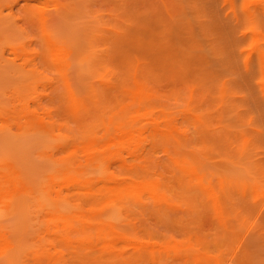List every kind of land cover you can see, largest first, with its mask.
Segmentation results:
<instances>
[{"label": "rangeland", "instance_id": "374dc122", "mask_svg": "<svg viewBox=\"0 0 264 264\" xmlns=\"http://www.w3.org/2000/svg\"><path fill=\"white\" fill-rule=\"evenodd\" d=\"M17 2L26 5L28 1L0 0L5 11ZM228 2L30 0L33 17L16 12L18 24L10 20L12 26L5 23L6 20L0 23V55L15 59L18 64L16 67L5 65L0 56V173L7 177V168L11 172L14 170L9 172L12 175L16 170V174L19 172V176L24 177L23 181H27V185L18 186L19 191L12 184L13 176L8 175L13 180L4 177L5 181L12 182V192L8 190L10 183L7 182L8 186L5 184L6 190H3L4 183L0 184V242L4 238L8 244L0 243L3 245L0 247L1 264H37L36 258L39 259L38 264L42 259L46 264L45 255L47 261H51L47 264H264V185L258 183L260 151L264 149V137L259 131L264 128V100L255 86L257 80H252V74L247 75L238 69L239 61L236 65L237 62L232 61L233 54L228 52L235 49L231 46L232 36L235 38L233 26L236 24L232 19L235 12L243 21H240L242 28L239 25L238 28L243 32L246 30L248 36L243 44L245 50L254 52L255 45L263 41L264 0H234L229 2L233 7ZM229 13L232 15L228 18ZM255 17L262 19V23L259 19L257 21L260 27L255 24ZM181 26L187 33L180 32ZM206 28L210 37H207ZM261 32L263 35L259 34ZM181 36L187 40L185 48L188 49L189 61L187 59L186 62L198 59L195 58L198 49L194 48L206 47L204 52L201 51L209 55L207 69L219 70L215 75L220 77L221 73L225 82L229 80V86L220 87L224 81L220 82L221 77L217 76L219 86L211 79V86L206 84L202 88L203 85L198 84L202 86L198 88L196 70L193 77L192 67L190 69L192 64L182 65ZM197 39H201L203 44ZM60 47H67V55H59L57 49ZM202 52L197 54L202 56ZM206 57H202L203 62ZM21 63L32 78L23 80L27 74L21 71L22 75L17 70ZM80 100L84 106L87 101L89 104V107L85 106L86 111V108L81 111L82 114L79 113ZM27 111H32L30 116L33 119L29 121L31 117ZM126 121L134 122L135 128L140 126L132 128L138 136L135 143H138L117 144L113 141L115 144H110L109 141L107 144L111 135L120 134L117 126L114 128L115 123L118 122L119 129L122 124L127 128L130 123L126 124ZM113 129L116 130L114 133ZM96 140L100 143H95ZM101 143L104 144L99 145ZM127 146H137V149L129 150ZM64 161L66 165L74 162L71 165L77 171L84 168L85 171L79 173L86 174L87 178L97 175L95 184L102 193H93L95 186L92 191L91 188H88L89 192L86 189V194L92 192L95 196L92 193L84 195L82 191L77 193L76 189L70 192L65 184L67 172L63 179L60 172ZM86 162H89V167ZM189 165H194L197 175L207 183L198 182L196 173L192 175L198 180L194 178L193 181L188 171L194 169H187ZM132 166L139 169L136 170L138 174L132 175L135 171ZM108 169L111 170L108 172ZM130 169L134 170L133 173ZM145 171L149 176L144 174ZM139 174H144L142 178H153L156 185L163 177V184L160 183L163 188L159 185L158 189L166 190L169 198L162 194L165 198L160 196L158 199L161 192L157 188L154 189L156 198L152 197L154 192L150 194V191L142 190L139 192L144 198L137 192L138 197L134 193L133 197L123 195L124 201L120 199L121 195L113 199L114 195L110 197L109 192L100 190L102 182L110 176L118 180L141 179V176L137 177ZM48 185L54 188L50 189ZM259 185H263V189ZM14 190L23 192V196ZM220 190L226 195L223 192L219 197ZM62 192L64 197H61L66 201L60 197ZM146 192L151 197L148 195L145 199ZM11 194L16 196L12 198ZM20 195L22 200L18 198ZM223 196L227 198L224 206L221 203L226 201ZM89 197L97 201L93 204ZM130 197L134 198L133 201ZM139 197H142L140 201H134ZM57 200L59 204L53 203ZM75 200L80 201L84 209H90V213L101 217L93 219L83 208L80 210ZM16 201L19 204L23 202L19 205L15 204ZM142 201L143 204L148 202L147 205H141ZM60 204L62 206H58ZM68 206L71 209L67 210ZM222 206L227 209V214ZM87 215L92 219H87L90 218ZM80 221H83V226L85 222V226L94 224L95 229L99 227L101 230L98 228L93 236L91 231L94 228L89 227V234L88 229L82 227L83 235ZM105 225L107 228L103 231ZM66 227L72 237L70 233L67 237ZM114 233H119V237L114 239ZM128 240L136 242L135 246L142 240L143 243L151 240L146 246L149 250L146 252L143 245L135 249ZM90 242L91 247L88 246ZM151 243L155 245L151 246ZM138 249H145L146 253Z\"/></svg>", "mask_w": 264, "mask_h": 264}, {"label": "bare ground", "instance_id": "6f19581e", "mask_svg": "<svg viewBox=\"0 0 264 264\" xmlns=\"http://www.w3.org/2000/svg\"><path fill=\"white\" fill-rule=\"evenodd\" d=\"M27 1L29 2L30 0H27ZM226 1H227V0H226ZM232 1L234 2V0H229V2H232ZM28 2H27L26 5H20V3H18V2H17L16 4L13 3L14 5H13V4H11V5H9V4H5V5H9V7L6 6V7H8L7 9L9 10V11L6 10L7 12H6L5 10H3L4 8H3L2 4H0V20H1L0 23H1L3 20H6L5 23H6V22L10 23V22L8 21V20H10V21L13 22V24L16 23V22H17V24H18L20 21L17 20L16 17H18V13H19V12L22 13L23 15H24V14H26L27 16H28V15H31V17H33V15H32V14H33V8H32L33 6H32V7L29 6V3H28ZM229 2H228V3H229ZM229 4H230V3H229ZM229 4H228V5H229ZM230 5H231V7H233V3L230 4ZM2 8H3V9H2ZM233 11H234V10H233ZM233 11L231 10V12H233ZM5 12H6V13H5ZM16 12H18V13H16ZM231 12H230V13H231ZM234 12H235V11H234ZM230 13H229V16H227L228 18L231 17V15H232V14L230 15ZM16 14H17V16H16ZM22 14H21V15H22ZM19 15H20V14H19ZM23 15H22V16H23ZM22 16H21V17H22ZM41 16L43 17L42 13H41ZM21 17H20V18H21ZM23 17H24V16H23ZM23 17H22V18H23ZM240 17H241V16H239V14H238V13L236 14V12H235V13H234V17L232 18L233 21L235 22V23L233 22L234 25H235V24H236V25L233 26V27H234L233 30H234V37H235V38H233V36H232V40H231V43H232V44H231V43H230V44H231V46L234 47L235 49L233 50V48H231V49L229 48L232 52H231V51H228V52H229V55L233 54V55H231V56L234 57V58L232 57V58H233L232 61H234V62L236 61V62H237V63L235 62L236 65L238 64V61H239V64H241V66H240L239 64H238L239 66L237 65V67H239L238 69H240V70H241V69L244 70L243 72L246 73V74L248 73L247 75H249V74L251 75V74H252L251 77L253 76V77H252L253 79H252V78H251V79H252V80H257V81L254 82V83H256L255 86H256V88L259 90V92H260V94H261V97H262V99L264 100V38H263L264 35H263V33H262L263 31H262L261 33H259V34H262V35H263V36L261 35L262 38H263V41H260V42H259V40H258L259 43H258L257 45H255V47H256V48H254L255 50L250 49V50H252V51H254V52H251V51L248 52L247 50H245V48H244V46H243L244 41H246V39H247L246 37H248V36H247V34L245 33L246 30H245V32H243L242 29H241V28H242V25H243V24H242L243 21H241V18H240ZM20 18H19V19H20ZM255 18H257V17H255ZM225 19H226V18H225ZM230 19H231V18H230ZM232 19H231V21H232ZM258 19L260 20V18H257L255 24L257 23ZM263 19H264V18H263ZM18 21H19V22H18ZM236 21H237V22H236ZM240 21H241L242 23H241ZM261 21H262V19L260 20V22H261ZM2 23H3V22H2ZM8 23H7V24H8ZM233 23H232V24H233ZM261 23H262V22H261ZM263 23H264V21H263ZM263 23L261 24L262 26H264ZM240 24H242V25H240ZM259 24H260V23L258 22L257 25L259 26ZM10 25H11V23H10ZM204 25L206 26V24L203 23V26H204ZM238 25H239L241 28H240V27L238 28ZM0 26H1V24H0ZM2 26H4V25H2ZM8 26H9V25H8ZM11 26H12V25H11ZM13 26H14V25H13ZM15 26H16V25H15ZM236 26H237V29H235ZM5 27H6V26H5ZM259 27H260V26H259ZM7 28L9 29V27H7ZM7 28H6V29H7ZM261 28H263V27H261ZM0 29H1V28H0ZM181 29H182V30H181ZM183 29L185 30L184 26H183V27L181 26V28H180V32H181V33H184V32L187 33V32L184 31ZM206 29H207V28H206ZM206 29H204V30H206ZM4 30H5V29H4ZM207 30H208V29H207ZM236 30H237V31H236ZM263 30H264V29H263ZM1 31H2V30H1ZM1 31H0V32H1ZM5 31H6V30H5ZM235 32H236V33H235ZM205 33H206V32H205ZM206 34H207V37H210V36H209V35H210L209 30L207 31ZM235 34H237V35H235ZM196 36H197V35H196ZM197 38H198V37H197ZM245 38H246V39H245ZM193 39H194V38H193ZM201 39H202V38H201ZM201 39H199L200 41H199L198 39H197V40H198L200 43H202V42H201V41H202ZM208 39H209V38H208ZM234 39H235V40H234ZM179 40H180V42H179V47H180V50H181V61H182V65L185 67V63H187L186 61H187V59H188V58H187L188 55H186L187 52H188V49L185 48V42L187 43V40L184 41L185 39L183 38V36H181ZM233 40H234V41H233ZM261 40H262V39H261ZM195 41H196V38H195ZM208 41H209V40H208ZM200 43H199V45H200ZM233 43H234L235 46L233 45ZM202 44H203V43H202ZM202 44H201V47L203 46ZM204 44H205V43H204ZM64 45H65V44H64ZM193 45H194V44H193ZM58 46H60V45H58ZM62 46H63V45H62ZM231 46H229V47H231ZM54 47H55L54 49L57 48L56 46H54ZM194 47H195V45H194ZM194 47H193V48H194ZM203 48L205 49L206 47H203ZM203 48H200V50H199V46H198V48H194V49H196V50L198 49V50H197V53H199V51H200V53H201V52L203 51ZM66 49H67V47H65L64 49H63V47H60L59 49H57V51H59V55L63 56V54L66 52ZM201 49H202V51H201ZM64 50H65V51H64ZM60 51H61L62 53H61ZM203 52H204V51H203ZM203 52H202V53H203ZM233 52H234V53H233ZM60 53H61V54H60ZM197 53H196V54H197ZM200 53H199V54H200ZM56 54H57V52H56ZM196 54H195V58H198V59H193V62H188L187 65H188L189 63L192 64V66H190V69H191V67H192V70H193V71H191V72H192V74H193V77H195V76H194V73H195L194 70H196V75H197V76H196V79H197V82H198L197 85H198V84L203 85V87H202V86H201V87L204 88V86L206 87V84H209V85H210V84H211V81L213 80V82H214V83H217V85L219 86L218 81H217V80H218V79H217V76H218V75H215V71H216V70L212 71V69H211L212 67H208V69H210V71H211V73H210V71L207 69V66H208L207 63H209V61H210L209 58H208L209 55L207 56L208 53H203V54H201L202 56H199L198 54H197V55H196ZM226 54H227V53H226ZM65 55H67V54L65 53ZM185 55H186V57H185ZM205 55H206L207 57H206ZM229 55H227V56H228V59L230 58V62H232V61H231V57H230ZM0 56H1V55H0ZM5 56H6V55H5ZM5 56H4V54H2V56H1V60L4 61L3 63H4L5 65L10 64V65H13V66H15V67L18 65V64H17V61H15V59H11V58L8 59V58H6ZM57 56H58V55H57ZM196 56H198V57H196ZM199 57L201 58V60H199ZM202 57H206L205 59L203 58V59L206 61V63H205V61L203 62ZM194 60H195V61H194ZM208 60H209V61H208ZM188 61H189V59H188ZM207 61H208V62H207ZM241 61H243V62H241ZM195 62H196V63H195ZM240 62H241V63H240ZM23 63H25V62H23ZM203 63H205L204 66H203ZM199 64H200V65H199ZM10 65H9V66H10ZM19 65H20V63H19ZM187 65H186V67H187ZM194 65L196 66V68H195ZM205 65H206V66H205ZM21 66H22L23 68H22ZM21 66H18V67H19L20 69L22 68V70H20V69H17V70H19L20 73H22V72L24 73V72H25V74H27V75H25V79H23V80H26V79H30V78H32V76H31L29 73L26 72V69L24 68V67H25L24 64L21 63ZM188 66H189V65H188ZM197 66H198V68H197ZM15 67H12V68H15ZM193 67H194V69H193ZM240 67H242V68H240ZM23 69H25V71H23ZM184 69H185V68H184ZM14 70H15V69H14ZM188 70H189V67H188ZM242 70H241V71H242ZM15 71H16V70H15ZM21 71H22V72H21ZM27 71H28V70H27ZM189 71H190V70H189ZM193 72H194V73H193ZM218 72H219V70L216 71V74H218ZM16 73H17V71H16ZM23 73H22V75H24ZM213 73H214V74H213ZM17 74H19V72H18ZM211 74H213L214 76H213V75L211 76ZM19 75H20V74H19ZM219 75H220L221 78H223V77L221 76V73H219ZM17 77H18V76H17ZM17 77H16V78H17ZM20 77H22V76H20ZM218 77H219V76H218ZM220 77H219V78H220ZM22 78H24V77H22ZM221 78H220V82H221V81H224V82H223V83H220V84H222V86H220V87H222V88L225 87V88H226L227 85L229 84V83H228L229 80H228L227 82H225V78H223V80H222ZM208 79H209L210 81H209ZM211 79H212V80H211ZM193 80H195V79L193 78ZM21 81H22V80H21ZM204 81H205V82H204ZM206 81H207V82H206ZM24 82H25V81H24ZM213 82H212V83H213ZM230 82H231V80H230ZM214 83H213V84H214ZM200 85H198V88H201ZM209 85H208V86H209ZM210 86H211V85H210ZM210 86H209V87H210ZM228 86H229V85H228ZM216 87H217V86H216ZM82 99H84V98H81V100H82ZM81 100H80L79 102H81ZM86 101H87V100H86ZM82 104H83V105H82ZM81 106H82V108H81ZM85 106L89 107L88 101L86 102V105H85ZM85 106H84V103L81 102L80 109H79V110H80V112H79L80 114H82L81 111L84 110V108H86ZM86 110H87V108L85 109V111H86ZM27 112H29V114L27 113V115H28L29 117H31V118L28 119V118H29L28 116H25V117H27V119H28V121H29V120L33 119L32 116H30V115H32V111H31V113H30V111H27ZM82 112H83V111H82ZM128 122H129V121H126V124H128ZM129 123L132 124V123H134V122L131 123V121H130ZM154 123L156 124V122H154ZM130 124H128V126L131 127V129H127L128 126H127V128H125V125H124V124H122V126L119 125L121 128L123 127V129H121V128L119 129V127H118V122H116L115 125H114V128L117 126V129L119 130L120 134L117 133V135L115 134V136H112V135H111L112 137H115V138H112L111 136L109 137V135H110V133H109L107 136H108L110 139L107 138V137L105 138V139H109V140L107 141V144L109 143V141H110V144H111L113 141H115L117 144H119V143H120V144H125V143H129V141H132V142H134V144H137L138 142L135 143L136 140H134L135 137H136V133H135V130L132 129V128H135L134 126H136V125L134 124V126H133V124H132V125H130ZM153 126H154V124H153ZM137 127H138V126H137ZM137 127H136V128H137ZM139 127H140V126H139ZM139 127H138V128H139ZM136 128H135V129H136ZM115 129H116V128H115ZM263 129H264V128H263ZM263 129H260V130H259L260 133L262 132V135H261L262 137H264V136H263V134H264ZM120 130H121V131H120ZM115 131H116V130H115ZM115 131H114V129H113V133H114ZM109 132H110V131H109ZM139 132H141V130H140ZM111 133H112V131H111ZM137 135H139V134L137 133ZM136 138H138V136H137ZM111 139H112V140H111ZM116 140H117V141H116ZM137 140H138V139H137ZM105 141H106V140H105ZM96 142L100 143L98 140H96L95 143H96ZM115 142L112 143V144H115ZM93 143H94V142H93ZM103 144H104V143H103ZM103 144L101 143V144H99V145H103ZM110 144H109V145H110ZM262 144H263V143H262ZM95 145H96V144H95ZM97 145H98V144H97ZM105 145H106V144H105ZM115 146H117V145H115ZM115 146H114V147H115ZM119 146H120V145H119ZM100 147H101V146H100ZM103 147H104V146H103ZM108 147H109V146H108ZM112 147H113V145H112ZM117 147H118V146H117ZM136 147H137V146H136ZM136 147H135V148H136ZM139 147H140V146H139ZM261 147H262V145H261ZM93 148H94V147H93ZM96 148H97V147H96ZM115 148H116V147H115ZM121 148H122V147H121ZM121 148H120V149H121ZM127 148L130 150V148H133V147H130V148H129V146H127ZM127 148H126V150H127ZM135 148H133V149H135ZM263 148H264V147H263ZM136 149H137V148H136ZM139 149H141V147H140ZM139 149H138V150H139ZM261 149H262V148H261ZM263 150H264V149H263ZM263 150L260 151V154H261V155H260V159H259V163H258V164H259V165H258V167H259V168H258V173H259V174H258V177H259V178H258V181H259L258 183H259V184L261 183V184L264 185V154H262V153H264ZM121 151H122V149L120 150V152H121ZM131 151H132V153H136L135 150H131ZM131 151H130V152H131ZM133 151H134V152H133ZM98 152H99V151H98ZM116 152H117V151H116ZM118 152H119V151H118ZM126 152H127V151H126ZM130 152H129V153H130ZM137 152H138V151H137ZM109 153H111V151H110ZM123 153H124V152H123ZM98 154H99V153H98ZM98 154H97V155H98ZM115 154H116V153H115ZM85 155H86V154H85ZM107 155H108V154H107ZM126 155H127V154H126ZM74 156H75V155H74ZM74 156H73V157H74ZM81 156H83V155H81ZM102 156H104V155H102ZM105 156H106V154H105ZM133 156H134V155H133ZM135 156H137V154H136ZM141 156H142V155H141ZM261 156H262V157H261ZM71 157H72V156H71ZM89 157H90V156H89ZM100 157H101V156H99V158H100ZM114 157H115V156H114ZM126 157H127V156H126ZM137 157H138V156H137ZM83 158H84V157H83ZM92 158H93V155H92ZM92 158H91V159H92ZM97 158H98V157H97ZM120 158H121V157H120ZM130 158H131V157H130ZM88 159H89V158H88ZM113 159H114V158H113ZM131 159H132L133 161L136 160V158H135V159L131 158ZM67 160H68V159H66V162H68ZM72 160H73V159H72ZM95 160H96V159H95ZM101 160H102V159H101ZM101 160H99V161H101ZM108 160H110V159H108ZM73 161H74V160H73ZM91 161H93V160H91ZM102 161L104 162V159H103ZM105 161H106V160H105ZM118 161H119V160H118ZM121 161H123V160H121ZM128 161H129V160H128ZM138 161H139V160H138ZM66 162L64 161V163H63V167H64V168H63V167H60V168H63L62 171H60V172L62 173V174H61L62 179L64 178V173L67 172V174L65 175V178H66V183H65V184L67 185V187H68L67 189H68L69 191L72 189L73 192H74V191H75L74 189H76V190L78 191L77 193H81V192H79V191H82L83 194H84V195H87V196H90L92 192H93V193H96V194H97L98 192H99V194L102 193L101 191H99L98 185L96 186V184H95V183H96V182H95V181H96L95 179L98 178L97 175H96V177H94L95 175L93 174V175H91V176H93V177H91V178H87L88 176L86 177V176H85L86 174H85V175H82V174L79 173V172H83V171H85L84 168L82 169L83 171H80V170L77 171V170H75L76 168H73V166L71 165V164H73L74 162H73V163L70 162L71 164L67 163V165L69 164V165L71 166V169H72V170H70V167H69V165H68V166L66 165ZM83 162H84V161H83ZM106 162H107V161H106ZM124 162H125V161H124ZM124 162H121V165L124 166ZM139 162H140V161H139ZM88 163H89V162H88ZM88 163L86 162V164H88ZM99 163H100V162H99ZM112 163H113V162H112ZM130 163H131V161H130ZM136 163H137V162H136ZM136 163H135V164H136ZM61 164H62V163H61ZM86 164L83 163V166H85V168H88V167L90 166V164H88V167H87ZM105 164H106V163H105ZM108 164H109V162H108ZM115 164H116V163H115ZM132 164H133V163H132ZM132 164H131V165H132ZM9 165H10V164H9ZM65 165H66L67 167H65ZM101 165H103V164L101 163ZM7 166H8V165H6V167H7ZM60 166H62V165H60ZM83 166L81 165L80 167H83ZM93 166H94V165H93ZM95 166H96V165H95ZM123 166H122V167H123ZM125 166H126V164H125ZM189 166H190L191 168H190V167H187V169H189V170H190V169H191V170L194 169V170H192L193 172H192V171H191V172L188 171V174L191 173L190 177H191V176L193 177V178H191V179H193V181H194V178H195V177L192 175V173H194V175H195V173H196V176H197L198 179H199V180H198L197 178H195L196 181L198 180V182L203 183V184H204V183H207V182H203L204 179L201 177V175H199V174L197 175L198 172H197V169H196V167H195L194 165H193V167H192V165H189ZM8 167H9V166H8ZM11 167H12V166H11ZM98 167H99V166H98ZM119 167H121V166H119ZM137 167H138V163H137V166L135 165V168H137ZM140 167H141V164H140ZM65 168H66V169H65ZM104 168L106 169V167H104ZM127 168H128V167H127ZM132 168L135 170L134 166H132ZM7 169H8V170H7L8 172H7V171H5V172H7V174L9 175V174H10L9 172H11V170L9 171V168H7ZM12 169H15V168H12ZM73 169H74V170H73ZM105 169H104V170H105ZM133 169H130V171H132ZM140 169H142V167H141ZM195 169H196V170H195ZM17 170H18V169H17ZM56 170H57V169H56ZM60 170H61V169H60ZM86 170H87V169H86ZM88 170H90V169H88ZM99 170H100L99 172H101V170H103L101 166H100ZM109 170H111V169H108L107 171L109 172ZM134 170H133V171H134ZM136 170H137V169H136ZM136 170L134 171L135 174H134L133 171H132V173H133L132 175H136V173L138 174V172H136ZM138 170H139V169H138ZM138 170H137V171H138ZM13 171H14V170H12V172H13ZM58 171H59V168H58ZM58 171H57V172H58ZM63 171H64V172H63ZM75 171H76V172H75ZM107 171H106V172H107ZM143 171H144V170H143ZM143 171H142V172H143ZM146 171H148V170H146ZM146 171L144 172V174L146 173ZM186 171H187V170H186ZM12 172H11V173H12ZM60 172H59V173H60ZM68 172H69V173H68ZM70 172H71V173H70ZM73 172H74V173H73ZM77 172H78V173H77ZM99 172H98V175H99ZM103 172H104L103 174H105V171H103ZM139 172H140V171H139ZM142 172H141V173H142ZM148 172H149V171H148ZM148 172H147L145 175H147ZM1 173H2V172H1ZM1 173H0V174H1ZM17 173H18V174H16V170H15V174H13V175L10 174L11 176H13V177L15 178L14 180L11 178V176L9 177V176L7 175V177H6L5 174H4L5 176H3V175H2L3 173L1 174L0 179L3 178L2 180H4L5 178H11V179L13 180V183H12V182H11V183L14 184L13 186L17 187L18 190H19V187H18V186L22 187V185H23V186L27 185V184H26L27 181L24 180V181H25V184H24V181H23V178H24V177H23V176H19V175H20L19 172H17ZM54 173H56V171H55ZM84 173H85V172H84ZM115 173H117V172H115ZM56 174H57V173H56ZM117 174H118V173H117ZM121 174H122V172H121ZM128 174H129V173H128ZM128 174H127V175H128ZM144 174H143V176H144ZM149 174H151V173L149 172ZM149 174H148V176H149ZM14 175H15V176H14ZM21 175H22V174H21ZM53 175H54V174H53ZM87 175H88V173H87ZM89 175H90V174H89ZM100 175H102V174L100 173ZM152 175H153V174H152ZM56 176H57V175H56ZM103 176H104V175H103ZM118 176H119V175H118ZM128 176H130V175H128ZM139 176H141V175H140V174L137 175V177H139ZM143 176H141V179H140V177L137 178V179H135V178L133 177V179L130 178L129 180H128V179L125 180V179H126L125 177H124L125 179L123 178L124 180H121V178H119L120 180H118V179H116V178L110 176L107 180H104V181L102 180V181H103V182H102V185H103V186L100 185L99 183H98V184L101 186L100 190H104L103 193H105L106 191H107L106 193L109 192L108 194L110 195V197H111V194H112V196L114 195L113 197H111V198H113V199L120 198V195H121L122 198H120V199H121V200L123 199V201H124V198H123L124 196H123V195H127V194H129V195L132 196V194L134 193L135 197H138V196H137V192H138V195L141 196L143 193H140L139 191H142V190H146V191L148 190V192L150 191V194L154 192L153 194H155V195H154V196L152 195V197L156 198L155 196H157V195H156V194H157V193H156L157 191L154 190L155 188H157V190H159L158 192H161L160 194L158 193L157 198L160 197V196H162V194H166L167 198H169V197H168V196H169V195H168L169 193H165L166 190H164L165 192H163V190L160 191V189H158V186H159L160 183L163 181V177H162V176L159 175V177H162V178H161V181H160V179H159V177H158V180H159L160 182H159V184H157V185L155 184L153 178H150L151 180H153V182H152L151 180H149V177H146V176H145L144 178H142ZM1 177H2V178H1ZM4 177H5V178H4ZM18 177H19V178H20V177H21V178L23 177V178H22V179L20 178L21 180L19 181V178H18ZM51 177H52V176H51ZM59 177H60V175H59ZM106 177H107V176H106ZM130 177H131V176H130ZM151 177H152V176H151ZM200 177H201L202 179H201ZM94 178H95V179H94ZM104 178H105V177H104ZM147 178H148V179H147ZM52 179H53V177H52ZM2 180H0V184H3V183H4V185H2L3 188H4L3 190H6L7 188L5 189V184L8 186V185H9L8 183H10V182H8L7 179H6L7 181H5V180L2 181ZM59 180H60V178H59ZM67 180H68V181H67ZM164 180H165V179H164ZM1 181H2V182H1ZM9 181H10V179H9ZM21 181H22V182H21ZM51 181H52V180H51ZM55 181H57V180H55ZM60 181L63 182V180H60ZM69 181H70V182H69ZM201 181H202V182H201ZM204 181H205V180H204ZM7 182H8V183H7ZM61 182H60V183H61ZM164 182H165V181H164ZM11 183H10V184H11ZM54 183H55V182H54ZM57 183H58V182H57ZM67 183H68V184H67ZM69 183H70V184H69ZM189 183H190V182H189ZM256 183H257V181H256ZM258 183H257V184H258ZM12 184L9 185V187L12 186ZM50 184H52V183L50 182ZM162 184H163V182H162ZM53 185H54V184H53ZM263 185H262V186L259 185V186L262 188ZM48 186L50 187V189H53V188H54V187L51 188L50 185H48ZM58 186H59V185H58ZM94 186H95V188H94ZM166 186H167V185H166ZM209 186H210V185H209ZM209 186L206 187L207 194H209V191H208V189H209L208 187H209ZM255 186H256V185H255ZM92 187L94 188L93 191H92ZM200 187H201V186H200ZM11 188H12V187H10V189L8 188V190H11ZM13 188H14V187H13ZM13 188H12V190H13ZM63 188H66V187H63ZM88 188H89V189L91 188L90 191H92V192H91L90 194H88V193L86 194V189H88ZM97 188H98V189H97ZM159 188L162 189L163 186L160 185ZM204 188H205V186H204ZM204 188H202V189L204 190ZM207 188H208V189H207ZM255 188H256V187H255ZM263 188H264V187H263ZM263 188H262V189H263ZM27 189H31V188H27ZM48 189H49V188H48ZM89 189L87 190L88 192H89ZM95 189H96V190H95ZM0 190H1V188H0ZM12 190H11L10 192H12ZM54 190H55V189H54ZM151 190H153V191H151ZM263 190H264V189H263ZM15 191H16V190H14V193H16V194H19V193H20V192L17 193L18 191H16V192H15ZM19 191H20V190H19ZM21 191H22V190H21ZM23 191L27 192L28 190H23ZM51 191H52V190H51ZM60 191H61V189H60V190L58 189V192H60ZM84 191H85V192H84ZM94 191H96V192H94ZM220 191H221V190H220ZM3 192H4V191H3ZM8 192H9V191H8ZM8 192H5V193H8ZM70 192H71V191H70ZM70 192H69L68 195H70ZM135 192H136V193H135ZM167 192H168V191H167ZM211 192H212V191H211ZM214 192H215V191H213V193H214ZM217 192H218V191H217ZM223 192H224V191L218 192V193H220V194H219V197H220V195H222L221 193H223ZM257 192H258V191H257ZM262 192L264 193V191H262ZM0 193H2V192L0 191ZM22 193H23V192H22ZM22 193H20V194L23 196L24 193H23V194H22ZM65 193H66V192H65ZM65 193H64V194H65ZM93 193H92V194H93ZM215 193H216V192H215ZM9 194H10V193H9ZM60 194H61V193H60ZM71 194H72V193H71ZM140 194H141V195H140ZM146 194H147V195H145V199H146L147 196L149 195L147 192H146ZM210 194H212V193H210ZM260 194H261V192H260ZM0 195H1V194H0ZM3 195H5V194H3ZM21 195H20V197H18L19 199L22 197ZM62 195H63V192H62V194L60 195V197H61ZM80 195H81V194H80ZM134 195H133V196H134ZM223 195H226V193L224 192ZM12 196H13V197H12ZM14 196H16V195H14V194L12 195V194H11V197H12V198H14ZM93 196H95V195L93 194ZM115 196H116V198H115ZM133 196H132V197H133ZM142 196H143V195H142ZM149 196H150V195H149ZM149 196H148V197H149ZM214 196H215V195H214ZM214 196H213V197H214ZM263 196H264V194H263ZM0 197H1V196H0ZM5 197H6V196H3L2 198L4 199ZM11 197L9 196V198H11ZM58 197H59V196H58ZM62 197H64V195H63ZM62 197H61V198H62ZM132 197H130V198H132ZM150 197H151V196H150ZM162 197H164V196H162ZM210 197H211V196H210ZM223 197H224V199H223L222 197H221V199H223V200H226V199H227L226 196H223ZM2 198H1V199H2ZM12 198H11V199H12ZM89 198H90V199H89ZM89 198H88V199H89L90 201H92L93 204H94V201H95V200L97 201V199H95V198H94V201L91 199L92 197H89ZM126 198H127V197H126ZM128 198H129V197H128ZM141 198H142V197L135 198L134 201H136V199H137V201H138V199H139V201H140ZM143 198H144V196H143ZM164 198H165V197H164ZM19 199H17V200H19ZM59 199H60V198H59ZM59 199H58V200H59ZM62 199H63V198H62ZM64 199H65V198H64ZM64 199H63V200H64ZM66 199H67V195H66ZM133 199H134V198H132V201H133ZM148 199H151V200H152V198H148ZM158 199H159V198H158ZM162 199H163V198H162ZM211 199H213V198H211ZM4 200H6V199H4ZM9 200H10V199H9ZM13 200H14V199H13ZM13 200H12V201H13ZM15 200H16V199H15ZM20 200H22V199H20ZM53 200H54V199H53ZM58 200H57V201H58ZM68 200H69V197H68ZM71 200H72V199H71ZM71 200H69V201L73 203V201H71ZM78 200H80V199H78ZM78 200H77V201L75 200V201L77 202L76 205H77V204L80 205V204H79L80 201H78ZM117 200H119V199H117ZM151 200H150V201H151ZM160 200H161V199H160ZM1 201H3V200H1ZM64 201H66V200H64ZM127 201H128V200H127ZM127 201L125 200L126 203H127ZM130 201H131V200H130ZM143 201H144V199H143ZM143 201H142V204H141V205H147L148 202H146V201H149V200H146V201H145L146 203H144V204H143ZM153 201H156V200L153 199ZM153 201H152V202H153ZM164 201H165V200H164ZM215 201H216V200H215ZM215 201H214V202H215ZM4 202H6V201H4ZM10 202H11V200H10ZM22 202H23V201H21V203H22ZM157 202H158V201H156V203H157ZM218 202H219V201H218ZM225 202H227V200L224 201V202H221V203L223 204V203H225ZM16 203H17V201L15 202V204H16ZM21 203L19 204V202H18L17 204L21 205ZM53 203H55V204L58 203V204H59V201H58V202H56V201L54 202V201H53ZM66 203H68V201H67ZM90 203H91V202H90ZM137 203H139V202H137ZM154 203H155V202H154ZM219 203H220V202H219ZM11 204H12V203H10L9 205H11ZM51 204H52V203H51ZM74 204H75V203H74ZM82 204H83V203H82ZM222 204H221V205H222ZM19 205H18V206H19ZM64 205H65V204H64ZM67 205H69V204H67ZM225 205H226V204H225ZM58 206H62V205L60 204V205H58ZM215 206H217V203H216ZM223 206H224V204H223ZM223 206H222V210H223V212H224L225 214H227V213H226L227 209L223 208ZM226 206H227V205H226ZM56 207H57V206H56ZM64 207L66 208V206H64ZM70 207H71V205H70ZM80 207H81V205L79 206V208H80ZM217 207H218V206H217ZM53 208H55V207L53 206ZM61 208H62V207H61ZM71 208H72V207H71ZM71 208H69V206H68V209H67V210H69V209H71ZM76 208H77L76 210H79V209H78V206H76ZM82 208L84 209V207H81L80 210H82ZM17 209H18V208H17ZM55 209H56V208H55ZM224 209H225V210H224ZM56 210H57V209H56ZM59 210L61 211L62 209L59 208ZM67 210H66V212H64V211H63V212H64V213H67ZM72 210H73V209H72ZM74 210H75V209H74ZM84 210H85L86 212H88V214L90 213V212H89L90 209H89V210L84 209ZM60 211H59V212H60ZM91 211H93V209H91ZM217 211H219V210H217ZM57 212H58V211H57ZM68 212H69V211H68ZM76 212H77V211H76ZM81 212H82V211H81ZM71 213H72V211H71ZM71 213H70V214H71ZM220 213H221V212H220ZM220 213H219V214H220ZM60 214H62V213H60ZM74 214H75V213H74ZM79 214H80V213H79ZM90 214L92 215L93 219L95 218V220H96V218L98 219L99 217H101L99 214H98V215H99V216H98L97 213H96V215H94L92 212H91ZM221 214H222V213H221ZM221 214H220V215H221ZM225 214H223V215H225ZM63 215H64V214H63ZM85 215H86V214H85ZM91 215H90V216H91ZM53 216H54V219H55V217H56L55 212H54V215H53ZM64 216L67 217L66 215H64ZM70 216H71V215H70ZM87 216H88V215H87ZM87 216H86V217H87ZM90 216H88V217H90ZM94 216H95V217H94ZM68 217H69V215H68ZM71 217H72V216H71ZM74 217H75V216H74ZM57 218H59V217L57 216ZM57 218H56V219H57ZM61 218H62V217H61ZM63 218H64V217H63ZM63 218H62V219H63ZM84 218H85V217H84ZM70 219L72 220V218H70ZM87 219H92V218L90 217V218H87ZM59 220H60V219H59ZM75 220H78V221H79V218H77V219L75 218ZM72 221H73V220H72ZM86 221H88V220H86ZM91 221H93V220H91ZM60 222H61V221H60ZM66 222H67V221H66ZM93 222H94V221H93ZM96 222H97V221H96ZM61 223L65 224L64 222H61ZM68 223H69V222H68ZM72 223H73V222H72ZM81 223H82V224H81ZM99 223H100V222H99ZM101 223H102V222H101ZM70 224H71V223H70ZM75 224H76V223H75ZM75 224H74V227H75ZM77 224H78V223H77ZM77 224H76V225H77ZM79 224L81 225V226H79V227H80V232H82V234L85 235V232L81 231V228H82V227H83L84 229L87 228L88 230H87V229H86V230L89 232V231H90L89 229H90L91 227L94 228L93 226H94L95 222H94L93 225L90 224L91 226L89 225V223H88V225L85 226V224H87V223H85V222H84V226H83V221H82V222L80 221ZM112 225H113V224H112ZM95 226H99V224H98V225H95ZM102 226H103V225H102ZM105 226H106V225H105ZM63 227H65V226L63 225ZM89 227H90V228H89ZM116 227L118 228V226H116ZM77 228H78V226H77ZM83 228H82V229H83ZM98 228H99V227H98ZM98 228H97V229H98ZM106 228H107V226L104 227L103 231H106ZM64 229L66 230V232H67V237H68V233L71 234V231H69V228H67V227L64 228ZM72 229H73V228H72ZM84 229H83V230H84ZM97 229H95V228H94V230L92 229L91 232H92V233L94 232V234L91 233V235L94 236L95 233H97V232H96ZM70 230H71V229H70ZM75 230H76V233H78L79 228H78V231H77V229H75ZM100 230H101V229L99 228V231H100ZM110 230H111V229H110ZM121 230H122V229H121ZM72 231H73V230H72ZM99 231H98V232H99ZM107 231H108V230H107ZM0 232H1V231H0ZM117 232H118V231H117ZM112 233H113V232H112ZM3 234H4V233H3ZM70 234H69V235H70ZM78 234H79V233H78ZM86 234H87V233H86ZM89 234H90V232H89ZM89 234H87V235L89 236ZM114 234H115V236H113V238H114V237H117V236L119 237V233H114ZM127 234H129V233H127ZM5 235H7V234H4V236H5ZM79 235H80V237H81V233H80ZM83 235H82V236H83ZM87 235H86V236H87ZM91 235H90V236H91ZM97 235H98V234H97ZM99 235L101 236V234H99ZM99 235H98V236H99ZM70 236L72 237V234H71ZM75 236H77V238L79 237L77 234H75ZM93 236H92V237H93ZM109 236H110V235H109ZM80 237H79V238H80ZM92 237H91V238H92ZM137 237H139V236H137ZM8 238H9V236L7 237V239H8ZM95 238H96V237H95ZM98 238L100 239V237H98ZM102 238H103V237H102ZM113 238H112V239H113ZM122 238H123V236H122ZM122 238H121V240H122ZM130 238H131V237H130ZM140 238L142 239V236H140ZM108 239H109V238H108ZM114 239H115V238H114ZM118 239H119V238H118ZM132 239H135V238H132ZM132 239H131V240H132ZM136 239L138 240L139 238H136ZM3 240H4L5 242H4ZM105 240H106V239H105ZM116 240H117V238H116ZM116 240H115V241H116ZM125 240H126V238H125ZM0 241H1V239H0ZM2 241H3V242H0V243H2L3 245H4V243H5L6 246L8 245L7 242H6L7 240H5V239L3 238ZM8 241L11 242V240H8ZM79 241H80V240H79ZM91 241H92V240H91ZM109 241H110V240H109ZM109 241L107 240V242H109ZM111 241H112V240H111ZM113 241H114V240H113ZM128 241H129V240H128ZM150 241H151V240H149V241L147 242V241L145 240L144 242H146V243H143V240H142V242L140 241V243H137L136 245H137V246H138V245H143V246H145V249H146V246H147V245H150ZM87 242H88V241H87ZM95 242H96V241H95ZM129 242H130V241H129ZM129 242H128V243H129ZM137 242H138V241H137ZM98 243H99V242H98ZM104 243H105V241H104ZM123 243H124V242H123ZM128 243H126L125 245H129L130 243H133L134 245L132 244V247H135V249L137 248V246H135V243H136V242L133 241V242H130L129 244H128ZM148 243H149V244H148ZM79 244H80V243H79ZM82 244H85V243H82ZM90 244H91V242L88 243V246H89V247H91V245H92V244H91V245H90ZM94 244H95V243H94ZM94 244H93V245H94ZM118 244H119V243H118ZM0 245H1V244H0ZM3 245H1L0 247L2 248ZM121 245H122V243H121ZM130 245H131V244H130ZM154 245H155V244L151 243V246H154ZM151 246H150V247L148 246V247L151 249ZM4 247H5V246H4ZM108 247H109V246H108ZM110 247H112V246L110 245ZM110 247H109V248H110ZM113 247H114V246H113ZM104 248H105V247H104ZM106 248H107V247H106ZM109 248H108V250H109ZM145 249H142V250H141V251H143L142 253L145 252V251H144ZM38 250H40V249H38ZM42 250H43V249H42ZM110 250H111V248H110ZM118 250H119V249H118ZM138 250H139V249H138ZM147 250H149V249H146V252H147ZM45 251H46V249H45ZM50 251H51V249H50ZM134 251H135V250H134ZM139 251H140V250H139ZM141 251H140V252H141ZM151 251H152V250H151ZM36 252L40 253L39 251H35V253H36ZM46 252H47V251H46ZM46 252H45V253H46ZM114 252H115V251H114ZM114 252H112V255L114 254ZM116 252H117V250H116ZM146 252H145V253H146ZM35 253L33 252V257H34V254H35ZM45 253H44V254H45ZM118 253H119V252H118ZM137 253H138V252H137ZM142 253H141V255H143ZM145 253H144V254H145ZM44 254H43V256H44ZM79 254L81 255V253H79ZM110 254H111V253H110ZM119 254H120V253H119ZM27 255H28V254H27ZM80 255H79V256H80ZM49 256H50V255H49ZM39 257H40V256H39ZM45 257L47 258V259L45 260L46 264H47V262L50 263L51 261H47V260H48L47 255H45L43 258H45ZM35 258H36V257H35ZM35 258H34V259H35ZM49 259H52V257L49 258ZM38 260H39V259L36 258L37 264H38ZM43 260H44V259H42V261H41L40 264H44V263H43V262H44ZM0 264H1V262H0Z\"/></svg>", "mask_w": 264, "mask_h": 264}]
</instances>
